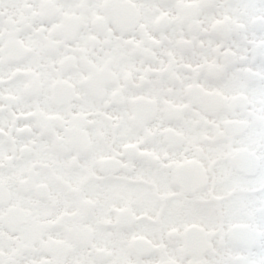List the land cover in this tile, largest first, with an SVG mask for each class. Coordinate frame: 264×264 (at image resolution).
<instances>
[{
  "label": "snow or ice",
  "instance_id": "snow-or-ice-1",
  "mask_svg": "<svg viewBox=\"0 0 264 264\" xmlns=\"http://www.w3.org/2000/svg\"><path fill=\"white\" fill-rule=\"evenodd\" d=\"M0 264H264V0H0Z\"/></svg>",
  "mask_w": 264,
  "mask_h": 264
}]
</instances>
